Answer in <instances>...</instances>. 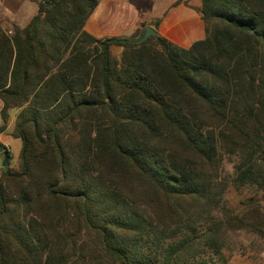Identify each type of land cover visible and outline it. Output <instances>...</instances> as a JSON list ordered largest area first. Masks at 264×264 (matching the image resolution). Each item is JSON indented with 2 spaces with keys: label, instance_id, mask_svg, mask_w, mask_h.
Instances as JSON below:
<instances>
[{
  "label": "trees",
  "instance_id": "1",
  "mask_svg": "<svg viewBox=\"0 0 264 264\" xmlns=\"http://www.w3.org/2000/svg\"><path fill=\"white\" fill-rule=\"evenodd\" d=\"M97 3L38 0L0 29V131L17 109L21 141L0 172V264H216L227 232L264 238V0H200L187 48L96 38ZM227 156L259 192L241 210L223 203Z\"/></svg>",
  "mask_w": 264,
  "mask_h": 264
},
{
  "label": "crops",
  "instance_id": "2",
  "mask_svg": "<svg viewBox=\"0 0 264 264\" xmlns=\"http://www.w3.org/2000/svg\"><path fill=\"white\" fill-rule=\"evenodd\" d=\"M163 3L166 7L162 10ZM155 20L159 21L156 28L152 24ZM201 22L199 12L192 6V0H98L84 24V29L99 39L110 37L139 39L145 28L151 26L156 33L187 48L195 40L204 37ZM109 50L112 55L119 57L122 47L117 43H111ZM2 105L0 100V110ZM9 113V122L6 128L0 131V143L7 146L9 149L7 150L11 152L9 139L14 138L11 131L17 109L10 110Z\"/></svg>",
  "mask_w": 264,
  "mask_h": 264
},
{
  "label": "rangeland",
  "instance_id": "3",
  "mask_svg": "<svg viewBox=\"0 0 264 264\" xmlns=\"http://www.w3.org/2000/svg\"><path fill=\"white\" fill-rule=\"evenodd\" d=\"M192 6L197 11L200 8V0H192ZM165 7L166 5L163 3L162 10ZM36 12V0H4L2 24L12 30L14 26L22 27ZM201 24L204 32L203 22ZM9 144L11 145V152H9L8 166L16 169L21 141L18 138H11ZM3 160V155L0 154V172L6 167L3 166ZM232 165L233 157H225L222 176L228 181V185L223 195V203L229 208L241 210L247 201L257 199L259 192L252 186L231 182L235 177ZM211 256L213 259L211 262L214 261L216 264H264V238L246 229L229 231L225 235L224 243L218 254Z\"/></svg>",
  "mask_w": 264,
  "mask_h": 264
},
{
  "label": "water",
  "instance_id": "4",
  "mask_svg": "<svg viewBox=\"0 0 264 264\" xmlns=\"http://www.w3.org/2000/svg\"><path fill=\"white\" fill-rule=\"evenodd\" d=\"M156 35V31L154 28H152L151 26H147L145 28V31L143 33V35L139 38V41H144L145 39H147L149 36H154ZM0 154L3 155V166H8V152H7V148L5 145L0 143Z\"/></svg>",
  "mask_w": 264,
  "mask_h": 264
},
{
  "label": "built area",
  "instance_id": "5",
  "mask_svg": "<svg viewBox=\"0 0 264 264\" xmlns=\"http://www.w3.org/2000/svg\"><path fill=\"white\" fill-rule=\"evenodd\" d=\"M3 5H4V0H0V29H2L6 34L11 35L13 30L11 28L3 26V24H2Z\"/></svg>",
  "mask_w": 264,
  "mask_h": 264
}]
</instances>
